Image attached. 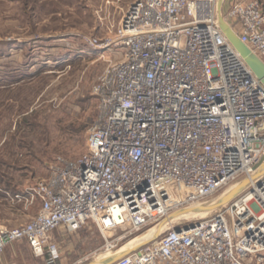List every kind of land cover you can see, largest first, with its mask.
<instances>
[{"label":"built area","instance_id":"1","mask_svg":"<svg viewBox=\"0 0 264 264\" xmlns=\"http://www.w3.org/2000/svg\"><path fill=\"white\" fill-rule=\"evenodd\" d=\"M223 18L264 66L261 2L233 0ZM88 43L121 58L93 87L98 118L86 152L56 159L15 197L40 208L25 225H0V264L22 242L57 264L54 233L89 223L106 240L139 232L250 177L264 157V79L223 32L219 0H134L113 38ZM117 247L107 241L102 256ZM263 255L264 175L213 216L114 264H251Z\"/></svg>","mask_w":264,"mask_h":264},{"label":"rangeland","instance_id":"2","mask_svg":"<svg viewBox=\"0 0 264 264\" xmlns=\"http://www.w3.org/2000/svg\"><path fill=\"white\" fill-rule=\"evenodd\" d=\"M133 1L0 0V225L16 228L29 223L40 202L15 197L26 195L45 179L56 159L74 161L86 152L89 130L98 118L93 87L110 62L121 58L110 52L112 48L97 50L88 42L113 38ZM231 1H225L223 13ZM258 1L264 9V0ZM263 174L264 166L256 178ZM248 179L241 176L189 208L216 206ZM250 185L240 187L242 191L228 200L238 198ZM218 210L170 219L175 212L136 233H109L107 240L94 223L73 234L57 231L53 235L61 251L57 264H102L104 258L97 260L107 241H116V251L133 248L138 241L137 248ZM30 264L46 263L33 256Z\"/></svg>","mask_w":264,"mask_h":264},{"label":"water","instance_id":"3","mask_svg":"<svg viewBox=\"0 0 264 264\" xmlns=\"http://www.w3.org/2000/svg\"><path fill=\"white\" fill-rule=\"evenodd\" d=\"M225 1L226 0H219V18H220L221 28H222L223 32L225 33L226 37L233 44V46L239 51V53L243 56V58L247 61V63L253 69V71L256 73V75L258 77L264 79V66L252 55L251 51L238 39L236 34L232 31V29L229 27V25L224 20V18H223V6L225 4ZM263 163H264V157L261 159L260 163L253 168V171L256 172L263 165ZM242 189H243V187H242ZM242 189L239 187L238 189H236V191L232 195H235V194L237 195L240 191H242ZM228 203H230V200L222 201L219 204H217L216 206H209V207L201 206V207H194V208L180 210L179 212H176L175 214H173L170 217V219H176L178 217L185 216L187 214L203 213V212L213 211L216 209H220L221 207L227 205ZM193 226L194 225H191V227H193ZM187 228L188 227H186V229ZM176 230L179 232L181 229L177 228ZM157 238H158V236L155 237V240ZM155 240H153V241H155ZM153 241L146 243V244H143L137 248L134 247L131 250L125 251L123 253L116 255L115 257H112L110 260L111 262L109 264H114L117 261H119L120 259L141 250L143 247H145L149 244H152Z\"/></svg>","mask_w":264,"mask_h":264},{"label":"crops","instance_id":"4","mask_svg":"<svg viewBox=\"0 0 264 264\" xmlns=\"http://www.w3.org/2000/svg\"><path fill=\"white\" fill-rule=\"evenodd\" d=\"M110 52H113V54L115 56H118L119 54L117 52H115L114 50H111ZM138 242V241H137ZM134 243L132 244L133 248L135 245H137L138 243ZM133 248H124L121 249L119 251H115L112 255L110 256H101L97 261L101 260V258L103 259L102 264H109L111 261V257L113 255H118L119 253H123L125 251L131 250ZM128 249V250H127ZM33 253L30 250L28 244L26 242H22V243H17L14 244L12 246H9L5 252V255L3 257V264H30L31 261L33 260ZM34 258H37L34 256ZM38 260H43L45 261L46 264H48L46 259H41V258H37ZM251 264H264V255L262 257H260L259 259H256L255 261H251Z\"/></svg>","mask_w":264,"mask_h":264},{"label":"bare ground","instance_id":"5","mask_svg":"<svg viewBox=\"0 0 264 264\" xmlns=\"http://www.w3.org/2000/svg\"><path fill=\"white\" fill-rule=\"evenodd\" d=\"M264 166V163H263V165L253 174V175H251L250 177H249V179H248V181L246 180L244 183H242V185H239L238 187H245L247 184H251V183H253V182H255L258 178H256V174L258 173V171L262 168ZM264 175V174H263ZM262 175V176H263ZM261 176V177H262ZM256 178V179H255ZM231 191V190H230ZM238 195V194H237ZM236 196V194L235 195H230V196H228V197H226V198H224V196H222L221 198H220V202H222V201H227L230 197L231 198H233V197H235ZM220 202H216L215 203V205H217V204H219ZM161 234V229L158 231V234H156V235H160ZM156 237V236H155ZM151 239V238H150ZM149 240V239H148ZM122 253V252H121ZM120 254V253H119ZM116 255H113L112 257H115ZM111 257V258H112Z\"/></svg>","mask_w":264,"mask_h":264},{"label":"trees","instance_id":"6","mask_svg":"<svg viewBox=\"0 0 264 264\" xmlns=\"http://www.w3.org/2000/svg\"><path fill=\"white\" fill-rule=\"evenodd\" d=\"M25 115V113H23ZM26 119H24L23 121H25Z\"/></svg>","mask_w":264,"mask_h":264}]
</instances>
